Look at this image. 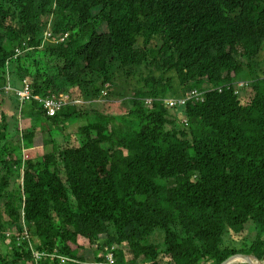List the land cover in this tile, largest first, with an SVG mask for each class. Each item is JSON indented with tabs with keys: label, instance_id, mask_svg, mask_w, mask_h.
<instances>
[{
	"label": "trees",
	"instance_id": "obj_1",
	"mask_svg": "<svg viewBox=\"0 0 264 264\" xmlns=\"http://www.w3.org/2000/svg\"><path fill=\"white\" fill-rule=\"evenodd\" d=\"M263 53L264 0H0L2 264L263 260ZM25 82L31 101L5 89ZM105 93L129 109L109 115ZM60 95L87 104L50 118L34 99ZM26 144L50 151L25 160Z\"/></svg>",
	"mask_w": 264,
	"mask_h": 264
},
{
	"label": "rangeland",
	"instance_id": "obj_2",
	"mask_svg": "<svg viewBox=\"0 0 264 264\" xmlns=\"http://www.w3.org/2000/svg\"><path fill=\"white\" fill-rule=\"evenodd\" d=\"M260 60L262 61L263 66H264V53L262 54ZM93 90L95 91V87L93 88ZM7 91H8V89H7ZM132 91H133V89L129 90V93ZM103 98L104 99L98 100L96 102V104H99L100 108H103V110L106 111L109 115H111V114L121 115V114H124L129 109L128 106H122V107L115 106L117 102L122 103V101H121L122 97L118 93H114L111 98H107V95L103 96ZM73 102L75 104H79V105L87 104V102L75 100V99H73ZM107 105H110V106L106 107ZM73 106H76V105H73ZM25 109H26L27 113L24 114L23 117L21 116L20 117L21 119L19 118L20 122H23L21 124L22 129L23 130L25 129V131H29V132H30V130H29L30 127L31 128L35 127V128L41 129L42 126L45 124V121L42 118H40L37 114H36L34 120L30 121L28 111H30L32 113V116L35 115L34 111H31V110L27 109L26 107H25ZM4 112L8 114L10 120L13 118L14 113L16 114L15 103L12 101V99H10V98L6 99ZM29 121H30V123H29ZM27 123H29V124H27ZM84 125L85 124L80 123V124L73 126V128L69 131V133H67V135L62 136V138L59 140L60 143L63 145H65V143H67V142H69V143L71 142L72 144H76V142L73 141L72 136L77 135L79 129L81 127H83ZM18 137H20V136H18ZM46 151L49 152L50 150L49 149H47V150L41 149L39 151V150H35L33 147L29 146V144H26V147L24 148L25 157H26L25 160L29 159L28 155L30 156V158L32 160H33V158H36V159L40 158V157L46 155ZM18 187H19V180L18 181L14 180L11 191L15 195L17 194L16 192L18 190ZM1 236H2V234L0 231V255H2V254L6 255L8 253V251L12 249L13 245H12L11 240L2 241ZM106 237L107 236H104L103 239L106 240L107 239ZM162 237H163L162 234H159L158 237H153V242L160 243V241L162 240ZM248 239L249 240L253 239V235H250ZM237 246H238V248H245L246 247L245 242H242V241L238 242ZM103 254H104V252L101 251L99 248H94V250L87 253L86 257L91 261V260H94L96 256L101 257ZM130 257H128V259H130ZM243 260L244 259H242L241 261H237V263H233V264H244V263H241V262H243ZM263 261H264V259H263ZM110 263H111V261H110ZM0 264H2L1 258H0Z\"/></svg>",
	"mask_w": 264,
	"mask_h": 264
},
{
	"label": "built area",
	"instance_id": "obj_3",
	"mask_svg": "<svg viewBox=\"0 0 264 264\" xmlns=\"http://www.w3.org/2000/svg\"><path fill=\"white\" fill-rule=\"evenodd\" d=\"M68 37L66 35L65 37L62 38H57L53 37L51 33H47V39L50 40L51 42L58 44L61 42H64L65 39ZM244 84L242 83L241 86ZM14 91L15 94L21 99V101H31L33 98V94L31 91V86L28 82H25L23 87L21 89H14L11 87L6 88V91ZM107 95V93H105ZM37 101H39L42 104L43 110L48 115L50 118H56L63 110H65L69 106L73 105H79L75 104L73 102V98L70 95H60L58 97H53L49 99H41L39 97H35ZM194 100H203V94L201 93L200 90H193L187 93L186 97L180 98V99H167L166 104L171 106L172 108H177L181 106H186L189 102L194 101ZM152 102L149 101V104ZM109 259L112 264L115 263V258L112 254L109 255Z\"/></svg>",
	"mask_w": 264,
	"mask_h": 264
},
{
	"label": "water",
	"instance_id": "obj_4",
	"mask_svg": "<svg viewBox=\"0 0 264 264\" xmlns=\"http://www.w3.org/2000/svg\"><path fill=\"white\" fill-rule=\"evenodd\" d=\"M243 258L244 264H264V261L260 258H258L254 254H249V253H237L233 254L230 257H228L226 260H224L221 264H231V261L235 258Z\"/></svg>",
	"mask_w": 264,
	"mask_h": 264
},
{
	"label": "bare ground",
	"instance_id": "obj_5",
	"mask_svg": "<svg viewBox=\"0 0 264 264\" xmlns=\"http://www.w3.org/2000/svg\"><path fill=\"white\" fill-rule=\"evenodd\" d=\"M261 10V9H260ZM135 17V16H134ZM240 36V35H239ZM177 37V36H176ZM241 39V38H240ZM194 41V40H193ZM218 60V59H217ZM166 61V60H165ZM219 72V71H218ZM237 263V261H231V264Z\"/></svg>",
	"mask_w": 264,
	"mask_h": 264
},
{
	"label": "clouds",
	"instance_id": "obj_6",
	"mask_svg": "<svg viewBox=\"0 0 264 264\" xmlns=\"http://www.w3.org/2000/svg\"><path fill=\"white\" fill-rule=\"evenodd\" d=\"M8 87H11V88H13L12 86H7L6 88H8ZM6 88H5V89H6Z\"/></svg>",
	"mask_w": 264,
	"mask_h": 264
}]
</instances>
